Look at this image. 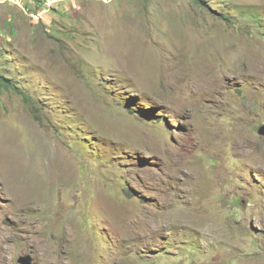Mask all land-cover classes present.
Wrapping results in <instances>:
<instances>
[{"label":"rangeland","instance_id":"rangeland-1","mask_svg":"<svg viewBox=\"0 0 264 264\" xmlns=\"http://www.w3.org/2000/svg\"><path fill=\"white\" fill-rule=\"evenodd\" d=\"M197 1L0 0V264H264V0Z\"/></svg>","mask_w":264,"mask_h":264},{"label":"water","instance_id":"water-1","mask_svg":"<svg viewBox=\"0 0 264 264\" xmlns=\"http://www.w3.org/2000/svg\"><path fill=\"white\" fill-rule=\"evenodd\" d=\"M261 134L264 135V128L261 130ZM20 264H35L31 256H24L19 259Z\"/></svg>","mask_w":264,"mask_h":264},{"label":"trees","instance_id":"trees-1","mask_svg":"<svg viewBox=\"0 0 264 264\" xmlns=\"http://www.w3.org/2000/svg\"><path fill=\"white\" fill-rule=\"evenodd\" d=\"M197 2V1H196ZM197 3H199V2H197ZM199 4H202V1H201V3H199ZM10 81V82H9ZM0 84H4L5 86H8V87H10V86H12L13 85V83L11 82V80H9L7 77H5L4 75H2L1 77H0Z\"/></svg>","mask_w":264,"mask_h":264},{"label":"clouds","instance_id":"clouds-1","mask_svg":"<svg viewBox=\"0 0 264 264\" xmlns=\"http://www.w3.org/2000/svg\"><path fill=\"white\" fill-rule=\"evenodd\" d=\"M193 1L196 2L197 0H193ZM197 2H198V1H197ZM197 2H196V3H197ZM197 4H199V3H197ZM164 120H165V118L162 117V116L159 118V121H160V122H162V121H164ZM23 257H24V256H23ZM32 259H33V258H32ZM33 263H34V261H33ZM19 264H20V263H19ZM35 264H36V263H35Z\"/></svg>","mask_w":264,"mask_h":264},{"label":"bare ground","instance_id":"bare-ground-1","mask_svg":"<svg viewBox=\"0 0 264 264\" xmlns=\"http://www.w3.org/2000/svg\"><path fill=\"white\" fill-rule=\"evenodd\" d=\"M29 189V188H28ZM28 189H27V191H28Z\"/></svg>","mask_w":264,"mask_h":264}]
</instances>
